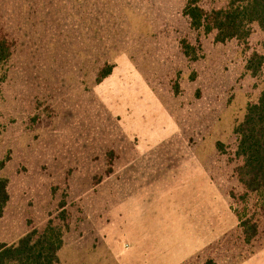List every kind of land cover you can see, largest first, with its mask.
I'll return each mask as SVG.
<instances>
[{"label": "rangeland", "instance_id": "374dc122", "mask_svg": "<svg viewBox=\"0 0 264 264\" xmlns=\"http://www.w3.org/2000/svg\"><path fill=\"white\" fill-rule=\"evenodd\" d=\"M227 5L0 0V240L52 224L90 242L168 196L206 209L190 264H236L264 245V201L244 185L237 134L264 91V29L222 41L185 13L198 6L211 21Z\"/></svg>", "mask_w": 264, "mask_h": 264}, {"label": "crops", "instance_id": "0c3cea01", "mask_svg": "<svg viewBox=\"0 0 264 264\" xmlns=\"http://www.w3.org/2000/svg\"><path fill=\"white\" fill-rule=\"evenodd\" d=\"M139 200L144 205L146 197ZM176 200V197L168 196L161 199L157 203L162 205L161 211L126 212L122 227L107 235L96 232L90 242L70 243V239L64 236L57 253L58 264H190L189 260L200 251L197 243L205 236L207 226L196 213L206 209L190 206L189 212L183 211L179 205L174 206ZM0 243L13 245L3 239ZM214 262L223 264L217 260ZM236 264H264V245L243 258L239 257Z\"/></svg>", "mask_w": 264, "mask_h": 264}, {"label": "trees", "instance_id": "16d2710c", "mask_svg": "<svg viewBox=\"0 0 264 264\" xmlns=\"http://www.w3.org/2000/svg\"><path fill=\"white\" fill-rule=\"evenodd\" d=\"M192 6V5H191ZM187 8L185 12L195 29L205 27L207 31L216 30L222 41L245 37L252 23L264 29V0H228L225 9L214 11L211 21L200 7ZM207 19L208 23H203ZM9 57L5 42H0V65ZM247 70H252L249 60ZM239 136L238 153L244 160V185L251 193L259 195L264 201V91L259 101L249 106L244 121L237 128ZM2 164H0V170ZM9 201L8 183L0 179V218ZM260 210L264 207L260 202ZM254 238L258 227L254 228ZM37 237V239H35ZM63 245V233L60 228L49 226L38 236L37 231L28 233L13 245L0 243V264H58L57 253ZM205 264H215L209 260Z\"/></svg>", "mask_w": 264, "mask_h": 264}, {"label": "built area", "instance_id": "2783aa9c", "mask_svg": "<svg viewBox=\"0 0 264 264\" xmlns=\"http://www.w3.org/2000/svg\"><path fill=\"white\" fill-rule=\"evenodd\" d=\"M125 247L127 248L128 246H127V245H125Z\"/></svg>", "mask_w": 264, "mask_h": 264}]
</instances>
